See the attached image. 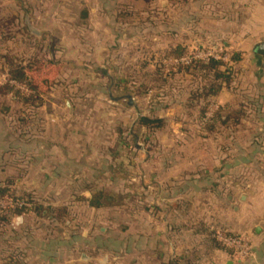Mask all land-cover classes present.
<instances>
[{
    "label": "rangeland",
    "instance_id": "rangeland-1",
    "mask_svg": "<svg viewBox=\"0 0 264 264\" xmlns=\"http://www.w3.org/2000/svg\"><path fill=\"white\" fill-rule=\"evenodd\" d=\"M189 1L152 0L138 9L126 5L116 6L114 16L116 14L118 17L114 19L109 16L106 25L110 29L107 40L105 36L97 33H85L84 39L75 35L74 40L54 41L59 51L65 52L62 59L67 64L60 61L57 66H52L44 56L33 58V52H44L41 49L43 42H9L12 51L32 52L27 55L25 66L33 63L34 67L29 76L41 94L39 99L25 105V118L32 128L28 129V135H33L35 130L33 122L30 121L37 118V128L44 130L43 139L56 140L58 135L53 126L63 124L62 117L67 112L65 102L69 101L74 110V119L72 121L70 118L69 126H72L75 133L74 139L70 136L69 139L78 144L82 142V146L86 140L84 146L89 165L81 176L89 174L91 178L85 181L81 178L39 180L42 176L36 173L38 168H34L29 174V179H15L8 184L0 181V188L9 189V195L0 198V264L6 245L11 246L13 251L17 250L20 246L19 232L28 231L32 227L36 229L38 239L43 242L73 240V257L78 260L81 253L86 251L83 241L86 233L89 234L93 230L94 235H100L102 227L107 229V238L111 240L104 246L106 253H119L136 227L131 223L132 218L137 213L141 218L146 213V208L164 207L163 192L169 178L176 176L179 179L183 177L179 175L184 171L188 175L194 174L198 170L199 162L204 164L206 172H210L215 164L214 160L226 155L227 151L223 146L228 144V133H219L218 142L209 140L206 144L197 138L198 124L186 107L190 92L197 84L191 75L177 73L176 67L179 64H189L187 61L192 58L206 60L210 52H218L209 39L200 38L201 30L209 32L210 26H199L197 19L200 12H197ZM207 11L209 13L210 9ZM78 14V10L73 8L71 19H75ZM91 48L93 50L90 51ZM182 51L186 53L180 59L166 56L167 52ZM0 52H4L1 46ZM68 52L107 53H95L96 65H90L91 69L88 70L75 61L76 54ZM213 55H218L220 60L230 66L228 61L231 59V53ZM160 70L163 72L161 75L158 74ZM232 75L234 76V73ZM20 86L13 87L23 94L33 93L27 85ZM219 107L213 104L210 110L218 111ZM11 110L17 112V105ZM130 111L134 120L137 116L138 119L141 116H154L164 118L167 122L159 130L148 131L139 129L133 120L132 124L137 129L132 130V135L129 131L131 124L125 125ZM40 112L42 117L38 116ZM193 114L196 115L197 112L194 111ZM12 115L15 127L18 125V117ZM120 126L123 130L121 136ZM14 129L16 131V128ZM82 131L86 136L80 134ZM204 132L202 131L203 134ZM135 136L139 145L137 154L134 155L135 151L131 152L130 148L119 147V143L124 141L134 143L132 137ZM109 147L113 149L110 152L112 157ZM78 151L79 157L85 158L81 154L82 150ZM105 151L106 155L112 159L115 157L121 163L117 171L122 174V180L111 181L97 174L103 168L99 161L103 160L102 154H105ZM100 154L102 158L99 157ZM166 163L171 170L162 178ZM217 164L220 166L219 162ZM27 168L30 170L32 167ZM219 178L221 181L225 177ZM235 179L238 180L237 184L242 183V176ZM97 190L106 192L104 206L98 211H86V208H92L88 203L89 194ZM86 193H89L88 196ZM220 195L219 202L214 201L212 204L211 196L201 197L192 190L183 197L182 207H237L242 208L240 213L246 214L250 205H243L239 193L235 194L231 206L226 204V197H222L227 195L226 192ZM214 199L216 200L215 197ZM59 208H66L67 216L58 218L54 210ZM19 210H22V213H17ZM221 213L220 211V214L217 212L214 215H222ZM21 216L24 217L21 219ZM254 219L256 224H263L258 218ZM8 224L10 231L6 227ZM21 225L25 226L24 229H20ZM215 235L213 234L212 238L217 241ZM7 237H10V240ZM189 238L193 240V236ZM60 247L62 249H59L58 258L64 261L71 253L70 246ZM119 256V260L129 264V258L120 254ZM212 258L211 253L207 255L208 263L205 264H215Z\"/></svg>",
    "mask_w": 264,
    "mask_h": 264
},
{
    "label": "crops",
    "instance_id": "crops-1",
    "mask_svg": "<svg viewBox=\"0 0 264 264\" xmlns=\"http://www.w3.org/2000/svg\"><path fill=\"white\" fill-rule=\"evenodd\" d=\"M151 1L0 0V46L4 51L0 52L1 182L8 184L15 179L18 181L21 180L20 178L27 179L34 168H38L36 173L42 176L39 180L81 178L85 181L91 178L89 174V176H81L85 167L89 165L84 146L86 140L82 146L80 144L82 142L78 144L69 139V136L74 139L75 134L72 126H69L70 118L72 121L74 119V110L69 101L65 102L67 112L62 117L63 124L53 126L58 135L56 140L55 138L43 139L44 130L37 128V118L30 121V123L33 122L35 130L33 135L32 133L28 135V129L32 128L25 118L26 104L23 99L32 94H23L17 90L18 94L15 95L6 89L14 85L21 87V84L10 79L8 60L12 59L19 65L25 66L27 64L25 59L32 52L12 51L13 49L8 45L9 42L17 44L28 40L43 42L41 49L44 52H33L35 54L33 58L44 56L49 64L57 66L60 61L65 62L62 59L65 52H60L54 41L74 40L75 35L84 39L85 33H97L105 36L107 40L110 29L106 25H108L109 16L114 19L118 17L116 14L114 16L116 6L126 5V7L138 9ZM189 2L193 4L197 12H200V15L197 13L199 26H210L209 32L201 30L200 38L209 39L218 51L217 54L231 53V59L228 61L229 70L232 74L234 73V76L213 99V104L219 105V108L224 107L227 115H233L236 119L229 120L226 126L217 125L213 134H208L200 127L196 128L199 134L197 138L205 144L209 140L218 142L219 133H228V144L223 146L225 147L223 149L227 151L226 155L215 159L214 166L210 163L213 167L210 172H206L204 164L199 162L198 170L194 174L188 175L184 171L179 175L183 177L179 179L176 176L169 178V183L167 182L163 192L164 207L146 208L144 210L146 213L141 218L138 213L132 218L131 223L136 227L133 228L130 238L123 244L119 253L118 251L106 253L104 246L111 240L107 238V229L102 227L100 235H94L93 230L89 234L86 233V238L83 240L86 251L81 253V261L73 257L75 252L73 240L43 242L38 239V233L32 227L28 231L19 232L20 246L17 250L13 251L11 246L6 245V251L1 258L2 264L13 262L20 264H76L78 262L124 264V261L119 260V254L129 258V264H205L208 263L207 255L210 253L215 264L229 262L264 264V56L257 52L258 44L264 43V0H190ZM163 4L165 5V2ZM73 8L79 13L75 19H71ZM207 9H210L209 13ZM68 53L76 54L75 61L90 70V65H96L95 53L107 52ZM236 55L238 59L234 60ZM16 105L18 110L13 112L11 109ZM209 111L207 118H211L217 112L213 109ZM12 114L18 117V125L15 127L12 123V120L15 122ZM21 116L24 118L22 119ZM38 116L42 117L41 112ZM126 119L125 125L131 124L129 131L132 134L134 133L132 130L137 128L132 124L134 119L131 111ZM136 119L134 121L137 125L138 116ZM119 131L121 136L123 134L121 126ZM202 131H205V134ZM80 134L86 133L82 131ZM132 140L134 143L129 144L124 141L119 143V147L130 148L131 152L135 151V155L139 151L137 136L132 137ZM79 149L82 150L81 154L85 158L79 157ZM111 151L113 149L109 147V153ZM110 155L112 157V153ZM102 156L103 160H100L99 164L103 168L97 174L111 181L122 180V174L117 171L121 163L115 157L112 159L106 155V151ZM216 162H219L220 166ZM27 166L32 168L28 170ZM164 167L162 178L167 171L171 170L167 163ZM108 169L110 172H107ZM220 176L225 178L220 181ZM238 176H242L241 184L236 183L238 180L235 177ZM192 190L201 197L211 196L212 204L214 201L219 202L220 193L226 192L227 195L222 197H226L228 206L233 204L235 194L239 193L243 205H250L252 208L249 206L246 214L240 213L242 208L237 207L183 208V197L190 194ZM95 192H103L106 196L103 190L86 193V196L89 194L91 197ZM213 197L216 200H213ZM90 210L100 209L86 208V211ZM220 211L222 215H214L217 212L220 214ZM255 217L263 224H256ZM6 227L10 231V224ZM24 227L21 225L20 229ZM221 231L249 238L254 257L245 262H238L225 249H218L210 240V234ZM190 236H193V240H190ZM7 238L10 240V237ZM60 246H70L71 253L64 261L58 258L59 249H62Z\"/></svg>",
    "mask_w": 264,
    "mask_h": 264
},
{
    "label": "trees",
    "instance_id": "trees-1",
    "mask_svg": "<svg viewBox=\"0 0 264 264\" xmlns=\"http://www.w3.org/2000/svg\"><path fill=\"white\" fill-rule=\"evenodd\" d=\"M185 53L186 52L184 51L167 52L166 56H174L180 59L183 55H185ZM233 59L237 60V55ZM8 67L10 79L18 84L27 85L33 92L32 95L23 99L24 103L31 104L37 100L36 98H38L41 94L38 92L37 86L32 82L31 76H29V73H31V70L34 67L33 63H30L27 66H22L12 59H9ZM176 68L178 74L184 72L185 74L191 75L194 82L197 84V87L193 88L190 92L186 102V107L190 110V116L192 118L194 117L198 127L205 129L208 134H213L217 125L226 126L229 120L234 121L236 119L233 115H227L224 107L219 108V110L215 112L211 118H207L209 109L213 104V99L216 98L222 89L231 82L233 75L229 70L230 67H228V64H225L222 60L212 58L209 60H193L189 64H179ZM223 68H225V70H222ZM162 73L163 72L161 70L158 72L160 75ZM6 90L15 95L18 94L17 90H15L12 86H8ZM194 111L197 112L196 115L193 114ZM165 124V120L154 116H141L137 121V127L139 129L144 128L148 131L159 130L163 128ZM7 195H9V189L0 188V198H4ZM106 198L107 197H105L103 192H95L88 199L89 206L95 209H100L104 206L103 200ZM54 212L58 214V218H62L68 214L66 208H59L54 210ZM17 213H22V210H19ZM210 236V240L215 243L218 249H225L215 240V238H212L213 233H211ZM226 251L232 256V251ZM10 264L20 263L13 262Z\"/></svg>",
    "mask_w": 264,
    "mask_h": 264
},
{
    "label": "built area",
    "instance_id": "built-area-1",
    "mask_svg": "<svg viewBox=\"0 0 264 264\" xmlns=\"http://www.w3.org/2000/svg\"><path fill=\"white\" fill-rule=\"evenodd\" d=\"M216 52H210L207 57L205 58L206 60L209 59H219L218 55H213ZM217 54V53H216ZM193 60H197L195 58H192ZM187 61V62H192L193 60ZM217 241L226 249L229 251H232V256L235 258L236 261L238 262H245L251 258L254 257V251L251 245V242L249 238L245 236H236L229 234L227 232H217L215 235Z\"/></svg>",
    "mask_w": 264,
    "mask_h": 264
},
{
    "label": "water",
    "instance_id": "water-1",
    "mask_svg": "<svg viewBox=\"0 0 264 264\" xmlns=\"http://www.w3.org/2000/svg\"><path fill=\"white\" fill-rule=\"evenodd\" d=\"M257 52L258 54L264 56V43L258 44ZM228 264H232V262H229Z\"/></svg>",
    "mask_w": 264,
    "mask_h": 264
}]
</instances>
